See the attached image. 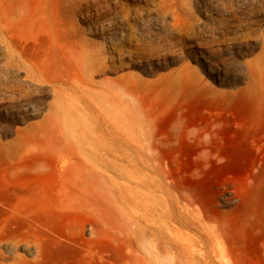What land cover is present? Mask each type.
<instances>
[{
	"label": "rangeland",
	"instance_id": "1",
	"mask_svg": "<svg viewBox=\"0 0 264 264\" xmlns=\"http://www.w3.org/2000/svg\"><path fill=\"white\" fill-rule=\"evenodd\" d=\"M0 252L264 264V0H0Z\"/></svg>",
	"mask_w": 264,
	"mask_h": 264
},
{
	"label": "bare ground",
	"instance_id": "2",
	"mask_svg": "<svg viewBox=\"0 0 264 264\" xmlns=\"http://www.w3.org/2000/svg\"><path fill=\"white\" fill-rule=\"evenodd\" d=\"M99 164L95 157L85 156L75 159L72 168L62 172V183L77 187L80 190L88 191L93 197H97L99 186L97 180ZM2 253L0 252V256Z\"/></svg>",
	"mask_w": 264,
	"mask_h": 264
}]
</instances>
